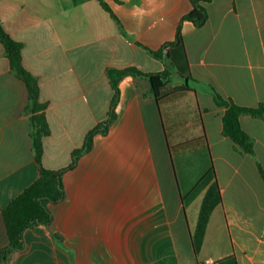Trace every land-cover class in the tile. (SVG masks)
Returning a JSON list of instances; mask_svg holds the SVG:
<instances>
[{"label": "crops", "instance_id": "obj_1", "mask_svg": "<svg viewBox=\"0 0 264 264\" xmlns=\"http://www.w3.org/2000/svg\"><path fill=\"white\" fill-rule=\"evenodd\" d=\"M103 3L110 13L97 0H0L2 29L19 44L44 104L41 163L62 170L64 194L48 206L49 224L26 229L23 248L3 264H213L229 255L264 264V120L239 117L252 140L245 153L223 135L225 108L212 95L264 104V0L199 2L207 14L200 27L181 20L191 0ZM178 25L182 50L164 49ZM127 67L167 71V81L154 96L147 78L123 77L115 120L68 168L107 118L106 71ZM27 104L0 43V249L8 243L2 209L38 177Z\"/></svg>", "mask_w": 264, "mask_h": 264}, {"label": "trees", "instance_id": "obj_2", "mask_svg": "<svg viewBox=\"0 0 264 264\" xmlns=\"http://www.w3.org/2000/svg\"><path fill=\"white\" fill-rule=\"evenodd\" d=\"M101 6L110 13L103 0H97ZM209 0H191L192 8L185 14L181 20H188L196 27L204 24L207 18L205 8L199 4L206 3ZM0 43L2 44L6 57L8 58L10 68L14 71L16 77L21 79L28 91V104L25 112L29 114L30 121V136L32 140V147L34 153V160L38 166V177L29 186L23 189L16 197H14L1 211L6 234L8 238L7 245L0 249V264H3L6 257L13 251L23 248V233L26 229L35 225H48L51 220V214L48 206L50 204L60 201L64 194L61 184L62 170H50L43 167L41 163L42 158V139L48 135V125L46 123L43 110L44 104L39 101V88L35 78L24 69L21 62L20 46L11 37H9L2 29L0 23ZM180 47L182 50V38L180 35L179 25L176 29L175 39L173 42L164 45V49ZM155 57H161L162 52H152ZM177 64L180 59H184V55H179ZM179 73L184 78L186 72L179 69ZM108 82L113 91V96L107 112L106 120L97 127L90 130L84 139L81 148L72 152L71 161L68 168H72L80 154L88 151L92 145L94 135L98 133H105L107 127L115 120V105L118 91V82L125 76L144 77L149 81L151 91L154 96H157L158 91L164 86L167 81V71L159 73H143L134 68L127 67L123 69H108L106 71ZM187 89L186 85L176 87L178 91ZM213 99L217 106L224 107L225 111L222 116V133L224 136L230 138L236 145H238L245 153H252V140L245 134L239 124V117L241 115H249L252 118L264 120V104H259L256 108L239 107L231 102L224 101L217 93L213 92ZM210 189L205 195L196 229L192 235V245L196 253L201 240L203 238L204 229L208 220L209 212L212 208L210 196L212 193ZM213 264H237L234 255H229L222 258Z\"/></svg>", "mask_w": 264, "mask_h": 264}, {"label": "built area", "instance_id": "obj_3", "mask_svg": "<svg viewBox=\"0 0 264 264\" xmlns=\"http://www.w3.org/2000/svg\"><path fill=\"white\" fill-rule=\"evenodd\" d=\"M207 264H212L211 262H208Z\"/></svg>", "mask_w": 264, "mask_h": 264}]
</instances>
